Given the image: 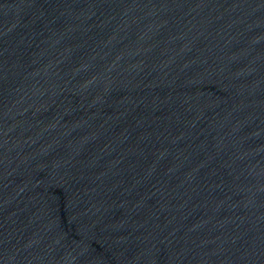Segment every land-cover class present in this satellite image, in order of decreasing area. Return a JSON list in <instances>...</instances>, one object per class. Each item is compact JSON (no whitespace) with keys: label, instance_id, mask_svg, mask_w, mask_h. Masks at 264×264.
Here are the masks:
<instances>
[{"label":"water","instance_id":"1","mask_svg":"<svg viewBox=\"0 0 264 264\" xmlns=\"http://www.w3.org/2000/svg\"><path fill=\"white\" fill-rule=\"evenodd\" d=\"M0 264H264V0H0Z\"/></svg>","mask_w":264,"mask_h":264}]
</instances>
